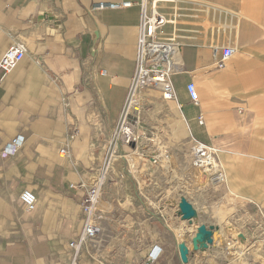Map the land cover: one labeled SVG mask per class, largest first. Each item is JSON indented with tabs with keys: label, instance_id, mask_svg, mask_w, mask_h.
Instances as JSON below:
<instances>
[{
	"label": "crops",
	"instance_id": "obj_1",
	"mask_svg": "<svg viewBox=\"0 0 264 264\" xmlns=\"http://www.w3.org/2000/svg\"><path fill=\"white\" fill-rule=\"evenodd\" d=\"M100 2L130 4L95 9ZM152 6L168 20L163 37L177 44L175 96L139 89L131 122L141 140L122 146L98 211L101 233L75 256L79 185L97 180L127 102L142 0H0V59L14 45L26 49L0 70V264H264V0ZM227 46L235 51L220 68ZM156 130L151 156L144 143ZM15 137L21 146L4 156ZM197 141L217 147L223 179L192 169ZM26 189L37 197L30 211ZM183 194L198 212L192 224L177 213ZM201 224L214 227L205 250L192 244Z\"/></svg>",
	"mask_w": 264,
	"mask_h": 264
},
{
	"label": "built area",
	"instance_id": "obj_2",
	"mask_svg": "<svg viewBox=\"0 0 264 264\" xmlns=\"http://www.w3.org/2000/svg\"><path fill=\"white\" fill-rule=\"evenodd\" d=\"M148 0H142V23L140 27L138 42V58L135 74L132 78L127 102L123 108L118 123L113 128L107 141V151L97 180L90 185H79L86 188V194L82 201L84 210L83 231L77 240L70 243L75 250V256L78 255L84 244L96 239L101 233V227L98 223V211L100 202L109 183L115 161L122 156V146H135L141 140V136L136 132L134 124L131 122L132 113L140 109L138 100L139 89L156 85L160 87L162 95L166 99L175 96L173 84L170 80V74L173 71L167 68L164 59L163 43L159 40L161 36L160 28L166 23L165 17L155 8L147 7ZM130 3H112L100 2L95 5V9L106 7H119L129 5ZM235 49L227 46L221 51V58L218 67L225 66L226 61L233 55ZM26 54L24 45L17 44L11 47L0 59V70L8 71L18 61L22 60ZM191 97L198 100V92L194 83L188 85ZM23 139L15 137L3 150L4 156L13 155L21 146ZM64 152V150H63ZM192 169L201 176L214 177L216 179L224 178V168L220 161L219 151L214 145L203 142H196L192 149ZM72 187H75L72 185ZM21 201L26 210H33L36 207V194L26 189L21 194ZM159 255L155 249L150 254L151 262ZM100 264H107L101 262ZM150 264V263H149Z\"/></svg>",
	"mask_w": 264,
	"mask_h": 264
},
{
	"label": "water",
	"instance_id": "obj_3",
	"mask_svg": "<svg viewBox=\"0 0 264 264\" xmlns=\"http://www.w3.org/2000/svg\"><path fill=\"white\" fill-rule=\"evenodd\" d=\"M158 133L157 130L153 133V137L149 138L144 143V148L148 149L152 145L154 151L151 152V156H156L158 154L155 149L158 147ZM177 205V213L183 220H188L190 224L198 217V212L194 206L190 203L186 195H181L177 200H175ZM213 226H208L206 224L198 225L196 232L192 237V244L194 249L205 250L214 241L212 230ZM238 238L240 241H245L243 234H239ZM179 252L183 261H187L190 249L185 242L179 243Z\"/></svg>",
	"mask_w": 264,
	"mask_h": 264
},
{
	"label": "bare ground",
	"instance_id": "obj_4",
	"mask_svg": "<svg viewBox=\"0 0 264 264\" xmlns=\"http://www.w3.org/2000/svg\"><path fill=\"white\" fill-rule=\"evenodd\" d=\"M148 1H147V7H148ZM161 1H165V0H152V3H154L157 6L161 3ZM152 7H154V6H152ZM167 22H168V20L166 19V23ZM163 26L160 28V33H161L162 37H160L159 40L163 43V45H162L163 49L162 50H163V52H165L164 59H165L166 64H167V68L172 70L177 65V61H176L177 44L173 38L163 37Z\"/></svg>",
	"mask_w": 264,
	"mask_h": 264
},
{
	"label": "rangeland",
	"instance_id": "obj_5",
	"mask_svg": "<svg viewBox=\"0 0 264 264\" xmlns=\"http://www.w3.org/2000/svg\"><path fill=\"white\" fill-rule=\"evenodd\" d=\"M174 39V38H173ZM144 87H147V88H150V89H155V88H160V87H158V86H156V85H148V86H144ZM161 90V89H160ZM140 91V90H139ZM138 94H139V92H138ZM139 97V96H138ZM141 103V102H140ZM141 109H139L138 111H135V112H133L132 114H134V113H136V112H139ZM220 156V155H219ZM196 173V172H195ZM102 202V201H101ZM100 202V205H101V207H102V204L103 203H101Z\"/></svg>",
	"mask_w": 264,
	"mask_h": 264
}]
</instances>
